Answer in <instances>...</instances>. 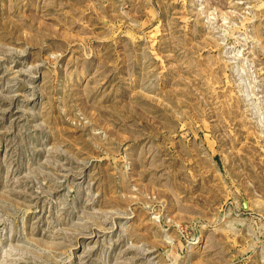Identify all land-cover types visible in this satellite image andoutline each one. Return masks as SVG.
I'll return each mask as SVG.
<instances>
[{
    "label": "rangeland",
    "instance_id": "374dc122",
    "mask_svg": "<svg viewBox=\"0 0 264 264\" xmlns=\"http://www.w3.org/2000/svg\"><path fill=\"white\" fill-rule=\"evenodd\" d=\"M0 264H264V0H0Z\"/></svg>",
    "mask_w": 264,
    "mask_h": 264
}]
</instances>
